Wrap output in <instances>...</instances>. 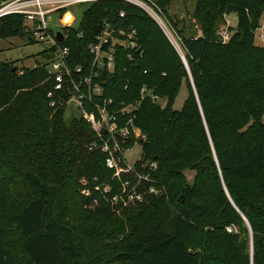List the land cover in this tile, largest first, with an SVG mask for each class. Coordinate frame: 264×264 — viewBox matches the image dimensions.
<instances>
[{
    "label": "trees",
    "instance_id": "trees-1",
    "mask_svg": "<svg viewBox=\"0 0 264 264\" xmlns=\"http://www.w3.org/2000/svg\"><path fill=\"white\" fill-rule=\"evenodd\" d=\"M147 2L178 33L187 65L157 21L122 0L90 4L76 25L63 28V44L73 65L87 67L103 20L136 27L141 52L131 60L118 49L114 71L101 73L105 91L93 100L112 98L111 110L141 102L134 121L146 135L144 161L135 168L155 180L143 189L154 184L165 194L112 218L95 186L107 181L117 190L134 175L113 178L107 154L90 148L102 142L92 125L83 116L66 119L68 90L48 96L55 85L46 65L1 62L0 211L11 203L0 216V264H264V47L255 44L264 0H198L193 31L170 16L171 0ZM225 13H236L238 22L223 44L216 30ZM22 33V18L0 19V38ZM145 84L167 98L166 107L142 100ZM183 85L188 96L176 109ZM85 108L95 110L90 101ZM126 120L119 117V124ZM133 138L120 141L129 148ZM150 159L154 171L146 167ZM188 168L196 171L192 183L184 177ZM83 182L91 188L88 197L81 194ZM93 199L96 208L84 209ZM231 225L238 231H227ZM201 231L202 241L190 240Z\"/></svg>",
    "mask_w": 264,
    "mask_h": 264
},
{
    "label": "built area",
    "instance_id": "built-area-1",
    "mask_svg": "<svg viewBox=\"0 0 264 264\" xmlns=\"http://www.w3.org/2000/svg\"><path fill=\"white\" fill-rule=\"evenodd\" d=\"M100 1L107 0H0V19L8 16L22 18L27 36L32 40L47 44L46 49L50 52V57L44 62L36 63L34 67L46 65L48 68L49 76L47 80H52L55 85L54 91H50L48 96L53 98L56 92L63 93L68 90L70 95L66 102L67 105H73L80 110L82 116L92 125V128L102 139L101 143H94L90 148L101 149L107 154L106 165L114 170L115 177H120L123 173L134 175L133 180L122 181V189L126 202L140 201L143 200L144 196L141 189L143 187L142 183L147 181L154 183L155 181L146 173L136 170L135 164L137 161H129L126 155L129 148H126L124 142H121L120 139L126 140L129 137H134V134L141 136V133L137 132L139 128L134 121L141 102H122L116 110H111L115 104L112 98H105L102 103L93 100L94 95H102L105 91L102 86L105 81L101 79V73L104 70L114 71L118 49L122 48L128 51V58L131 60L135 59V52H141L137 29L133 24H124L109 19L103 20L100 24V33L89 46L92 58L90 65H87V67L73 65L71 49L63 44L67 38L63 28L72 26L77 21V17L71 14L68 9L73 6L90 5ZM122 1L136 4L148 12L161 26L176 49L183 54L166 32L169 29L162 21L161 10L157 8L155 3L151 5L147 0ZM63 10L66 11L62 13ZM67 14L71 15L70 20L65 19ZM120 17H125L124 11L120 13ZM55 27L58 29H54ZM57 30L63 31L64 41L57 39ZM79 36L82 37V34ZM231 36L229 27L219 31L220 40L224 43L229 42ZM255 39L259 46L264 47V20L263 24L255 31ZM85 68L88 69L87 72ZM75 74L79 76L78 80H74ZM67 85H69L68 88ZM140 96L142 100L150 97L153 102L160 103L162 101L161 96L150 90L147 84L142 86ZM86 101L92 102L95 107L94 111L88 112L86 110ZM55 103L54 98L51 105L53 106ZM119 117L127 119L125 124H119ZM103 128L107 130L104 134L101 133ZM156 167L157 165L154 164V168ZM145 191L153 194L157 192V188L154 184H151ZM106 192L109 193V189H106ZM86 194H90L88 189ZM117 199H119L118 196ZM227 231H238V228L231 225L227 227Z\"/></svg>",
    "mask_w": 264,
    "mask_h": 264
},
{
    "label": "rangeland",
    "instance_id": "rangeland-1",
    "mask_svg": "<svg viewBox=\"0 0 264 264\" xmlns=\"http://www.w3.org/2000/svg\"><path fill=\"white\" fill-rule=\"evenodd\" d=\"M198 2V0H171V3L168 5V9H169V14L170 16L176 20L177 18H179L181 21H184L180 24L179 28L183 27V25H186L188 28H190V31H193V29L190 27V25H193V22L191 21V16L192 13L194 12L196 3ZM89 6V4H81V5H77V6H73L71 8H69L68 10L70 11L71 14H74L77 18L80 17L81 12H83V10H85L87 7ZM71 15L67 14L66 15V20H70ZM162 21L164 22V24L168 27L170 33L168 35L172 41L175 43V45L178 47L179 50L182 51V48L180 47V39L178 37V33L171 27V25L169 24V22L167 21V19L164 17H162ZM238 22V17L236 13H225L223 15V20L220 22L219 26L217 27L216 30V35L217 37H219V31L226 28V27H235L236 24ZM75 25L77 24V21L74 23ZM73 24V25H74ZM263 24V23H262ZM196 25V24H194ZM25 26V25H24ZM197 26V25H196ZM54 29H58V28H54ZM194 29H196L198 31L199 34L202 33L201 30H199L198 28L194 27ZM173 35V36H172ZM220 39V37H219ZM178 44H177V42ZM221 41V40H220ZM223 44H226L228 42H222ZM255 44L257 46L258 42L255 41ZM46 43L40 42L38 40H33V41H29L26 37L23 36H10V37H6V38H0V63L1 62H10V64L12 65H16L17 67L21 68V67H28V68H32L34 67V65L38 62H44L46 60H48V57L45 55V50H46ZM46 54L49 56L48 51H46ZM184 54V53H183ZM164 75H166L164 73ZM188 96V91L185 85L182 86L180 93L175 101L174 104V108L176 109H180L184 106V102L186 100ZM162 101L159 103V105H161L162 107H166L167 104V98L161 97ZM82 116V112H80L79 110H77L73 105H68L66 112H65V117L67 120H71L74 117H81ZM263 122H264V116H263ZM139 128V127H138ZM137 132L141 133V136H136L134 134V146L129 147V150L126 152V155L129 159L130 162H135V161H144L143 159V154H142V141H144L145 139V133L142 131V129H138ZM131 148V149H130ZM152 160V159H150ZM154 164L157 165L156 162H154L152 160V162L149 164V166H146L147 168L151 169V170H156V168H154ZM147 175L151 176V173H146ZM196 171L194 169H186L184 170V177L186 179L187 182L192 183L194 181V177H195ZM115 176L113 175V178ZM155 181V180H154ZM83 187L81 188V194L85 197H88L91 195V188L85 186L86 182H83ZM3 185H5V183H1L0 182V188H3ZM156 187V186H155ZM96 190L99 191L100 193L106 195V202L110 204L111 208H112V218L114 217H123L125 214V211L127 210V208H129L130 206H135L137 204H141V203H149L150 198L152 197H160L163 194H165L166 190L163 189L162 187H156L157 188V192L153 193V194H149L147 193L143 188V200L140 201H133V202H126L125 200V196H124V192L121 186H119V189L115 190L114 186L112 184H110V182L105 181L104 183H99L98 185L95 186ZM87 189L90 191V194H86L87 193ZM106 189H109V193L106 192ZM4 191H7L6 189H2ZM112 192V193H111ZM111 193V194H110ZM110 194V195H108ZM117 196L119 197V199H117ZM168 199V196L166 197ZM10 202L11 201H7ZM6 201L4 202L1 211H0V216L4 215L5 213V209L7 208V203ZM98 204V201L96 199H93L90 203L87 202L83 207L84 209H91L94 210L96 208V205ZM205 234V232L201 231V232H197L195 234H193V236H191L190 240L193 241L195 243V241H202V236ZM97 250L99 251H105L107 253H112L114 252L113 249H105V248H101L98 247Z\"/></svg>",
    "mask_w": 264,
    "mask_h": 264
},
{
    "label": "water",
    "instance_id": "water-1",
    "mask_svg": "<svg viewBox=\"0 0 264 264\" xmlns=\"http://www.w3.org/2000/svg\"><path fill=\"white\" fill-rule=\"evenodd\" d=\"M20 36H23V37H26L29 41H31V38L29 37V36H27V34H25V33H22ZM56 37H57V39L59 40V41H64V33H63V31L62 30H57L56 31ZM179 54L181 55V57H182V59L184 60V62H185V64L187 65V62H186V59H185V56L183 55V54H181L180 52H179ZM107 132V130L105 129V128H103L102 130H101V133L102 134H104V133H106ZM152 162V160H149L148 161V163H147V166H149V164ZM184 197V196H183ZM249 227H250V225H249Z\"/></svg>",
    "mask_w": 264,
    "mask_h": 264
},
{
    "label": "bare ground",
    "instance_id": "bare-ground-1",
    "mask_svg": "<svg viewBox=\"0 0 264 264\" xmlns=\"http://www.w3.org/2000/svg\"><path fill=\"white\" fill-rule=\"evenodd\" d=\"M166 32L168 33L169 31H168V30H166ZM169 33H170V32H169ZM169 33H168V34H169ZM169 36H171V35H169Z\"/></svg>",
    "mask_w": 264,
    "mask_h": 264
}]
</instances>
